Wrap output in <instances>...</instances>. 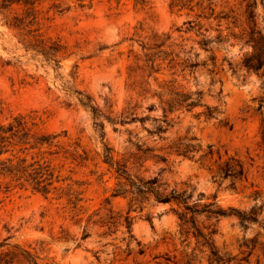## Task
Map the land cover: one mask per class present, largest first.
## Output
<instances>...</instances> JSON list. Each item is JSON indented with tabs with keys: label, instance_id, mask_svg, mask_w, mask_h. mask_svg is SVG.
I'll return each instance as SVG.
<instances>
[{
	"label": "rangeland",
	"instance_id": "rangeland-1",
	"mask_svg": "<svg viewBox=\"0 0 264 264\" xmlns=\"http://www.w3.org/2000/svg\"><path fill=\"white\" fill-rule=\"evenodd\" d=\"M54 3L39 4V33L60 48L58 62L26 45L0 15V125L24 117L31 135L54 137L33 149L31 139L0 156V264H264V79L241 67L248 49L228 38V20L217 19L244 12L246 3ZM257 13H264L260 2ZM204 36L212 40L207 46ZM171 91H201L204 106L169 113ZM207 107L218 114L209 117ZM131 115L145 120L128 122ZM157 127L168 128L163 139ZM186 136L202 148L194 159L172 154L163 163L151 157L168 155L163 148ZM106 146L119 161L132 162L139 147L154 150L132 174L147 179L165 169L160 177L169 190L193 191L191 205L203 193L201 204L215 201L253 221L200 216L205 233L215 224L212 251L181 233L176 205L114 197L118 180L105 160ZM209 146L214 154L201 160ZM231 156L246 170L235 187L232 179L213 177V164ZM17 157L50 166L55 182L49 194L2 172V162L17 164Z\"/></svg>",
	"mask_w": 264,
	"mask_h": 264
},
{
	"label": "trees",
	"instance_id": "trees-1",
	"mask_svg": "<svg viewBox=\"0 0 264 264\" xmlns=\"http://www.w3.org/2000/svg\"><path fill=\"white\" fill-rule=\"evenodd\" d=\"M42 0H0V15L4 17L7 24L19 30L22 33L23 41L31 47L37 53L45 56L48 59L56 60L57 55L60 53L59 47H54L56 43L45 38H42L40 31V17L38 10L39 4ZM60 2L63 0H53ZM246 3V9L244 12L239 13L234 10L230 14L222 15L219 14L217 19L221 23L223 20H228L229 34L228 38L235 39L243 47H247L241 67L244 68L248 73H255L259 77L264 79V13L258 14V2L261 3L264 10V0H243ZM54 3V4H55ZM54 7H59L54 5ZM261 19L262 22H259ZM263 24V25H262ZM212 42L210 39H204L202 45L207 46ZM58 62V60H56ZM232 66V65H231ZM171 98L167 101L169 113H174L178 110L192 111L197 107L204 106L202 104L203 93L201 91L195 94H189L178 91H171ZM209 110V117L216 116L218 114L217 108L207 107ZM259 110L264 115V96L260 100ZM133 116L128 122L144 121L145 118L138 119ZM111 123L116 124L115 119H109ZM127 121H121L126 123ZM170 123H167L169 125ZM166 127H157L155 133L163 139V134L167 131ZM262 143L264 145V116L262 119ZM53 136H42L35 137L31 135V129L28 127V122L24 117L15 118L13 123L8 126L0 125V156L13 152L14 147L27 146L31 142V139H35V145L50 144ZM194 137L186 136L183 139L169 145L166 148L168 155H153L154 159L158 162L167 163L168 156L175 154L177 156H183L185 158H195V154L202 150L201 146L195 143ZM12 149V150H11ZM27 148H20L18 153L24 152ZM210 151L201 157L204 160L208 156H212L214 151L212 146H209ZM113 149L106 146L105 149V160L109 166L115 170L116 178L118 180L117 189L113 196H132V202L135 204H143L148 202L151 197L155 199L157 203L176 205L178 209L172 208V211L178 216L180 221L181 233L189 236L193 234L198 239H201L203 245L208 246L212 251L215 250L213 235L216 233L214 229L215 224H210L207 229L208 233H205L199 225L198 218L205 215L209 221L216 219L219 221L222 217L238 216L243 225L253 221L252 217L247 215L245 212L235 208L224 209L219 206L217 202L201 204L205 195L200 194L198 202L191 205L190 201L193 197V191L180 192L176 188L169 190V186L166 182H163L160 174L165 171L161 169L158 176L152 178H144L140 175L132 174L133 168L140 166L146 159L148 154L154 152V150L147 149L142 150L140 147L138 152L132 156L130 160L119 161L112 155ZM16 158V155H13ZM18 158L17 164H13L14 159H8L2 162V172L8 173L18 181H25L33 185L34 189L45 195L49 194L54 184L55 174L51 171L50 166L40 165L37 162L27 165V159ZM222 157H219L213 166H217V173L214 174V178L221 177V181L232 179V186L235 187L237 180H243L246 178V170L243 162L234 157H229L224 162H219ZM133 165V167H130ZM212 171V166L210 167ZM220 181V183H221ZM58 182V180H57ZM216 197L214 196V199ZM128 228L131 231L132 219L127 217Z\"/></svg>",
	"mask_w": 264,
	"mask_h": 264
}]
</instances>
